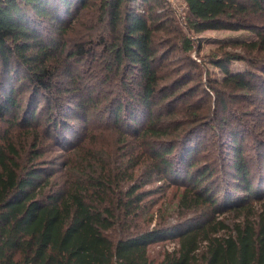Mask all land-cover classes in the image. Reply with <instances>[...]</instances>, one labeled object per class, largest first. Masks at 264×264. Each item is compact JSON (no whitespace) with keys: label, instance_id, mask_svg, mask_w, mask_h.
<instances>
[{"label":"trees","instance_id":"trees-1","mask_svg":"<svg viewBox=\"0 0 264 264\" xmlns=\"http://www.w3.org/2000/svg\"><path fill=\"white\" fill-rule=\"evenodd\" d=\"M182 1L180 28L166 0H0V264H264V142L242 144L264 113V0ZM207 29L255 35L211 59L259 63L260 90L194 72Z\"/></svg>","mask_w":264,"mask_h":264},{"label":"rangeland","instance_id":"rangeland-1","mask_svg":"<svg viewBox=\"0 0 264 264\" xmlns=\"http://www.w3.org/2000/svg\"><path fill=\"white\" fill-rule=\"evenodd\" d=\"M174 10V16L176 21L179 24V27L181 28L184 26L185 22V17H186V5L185 3L180 0L178 2H167ZM185 30V29H183ZM194 38H196L200 45L197 46V41L195 40V46H196V51L192 50L190 52L191 58H193L196 62L199 63V67L194 69V72H202V78L205 79V77H209L212 79H217L218 81H221L224 85L227 87L231 88L232 90L236 91H242V90H251L252 92L260 90V86L258 85V80L252 73L258 72L260 68V64L257 63L253 66L249 65L243 60H220L217 64H214L212 62V57L211 53L221 52V48H224V50H229V51H239L236 46H233V43L235 42H240V41H250L255 38V35L251 32L248 31H233V30H227V29H207L205 31H202L200 33H195L193 35ZM176 47L171 51L168 59L166 60L167 62H175L179 57H181L182 51L180 50V42L176 41ZM199 50H198V49ZM221 56V55H220ZM262 56V55H261ZM22 101V99H21ZM247 125L252 126V129L255 130V135L254 136H247L245 137L246 142L242 143L243 146L247 149L245 154L246 156H258L257 152H252V150L256 147L259 143L264 142V113L258 114L257 117H252L248 116L247 119ZM261 121V123H260ZM81 124H76L75 126L77 128H74L76 131H74V136L77 134H80L81 132ZM6 124L3 122H0V128H4ZM260 126V127H259ZM202 134V132L200 133ZM207 140L210 142H207V145H204L203 147H207L205 149V152L202 151V154H200L199 157L203 156H208L213 153L215 154L216 152V145H214L213 140L215 139L214 136L212 135H207L206 136ZM70 142H73L74 139L68 138L67 139ZM55 144V141L52 139L46 140L45 145H44V155L43 158L46 160L47 164H44L43 167L47 169H53L56 172H60L61 170V162L63 161V153L59 150H56L53 146ZM225 151H227V156L230 154L227 146L224 147ZM214 151V152H212ZM259 152V151H258ZM224 153V151H223ZM260 157V156H259ZM203 162H207L208 164L213 165H219V161H214V157L210 160H207L203 158ZM213 164V165H212ZM252 171L258 173V167H253ZM225 172V171H224ZM220 173H217V175ZM232 178L229 175V172L224 173V177H219V176H214L211 181V185L217 187L218 189V199L221 201L224 198L225 191L223 190V187L228 190H231L232 183L231 182ZM227 182V183H226ZM264 184V183H263ZM153 186L154 183H153ZM204 186V185H203ZM173 188L169 186L165 189V193L163 195V191L160 193H156L152 195L150 198L151 200L157 199V206L162 205L164 202L170 201L172 204L176 200V194L173 193ZM233 189V188H232ZM233 193L237 196H240L244 194L243 190L238 189L237 191H233ZM262 200L261 202H263ZM261 202H258L260 204ZM261 207V206H260ZM171 221H174L172 217H170ZM174 240H164L160 241L157 243H153L149 246V253L151 256H156L157 253L163 249H171L174 246Z\"/></svg>","mask_w":264,"mask_h":264},{"label":"built area","instance_id":"built-area-1","mask_svg":"<svg viewBox=\"0 0 264 264\" xmlns=\"http://www.w3.org/2000/svg\"><path fill=\"white\" fill-rule=\"evenodd\" d=\"M167 2H178V1H180V0H166Z\"/></svg>","mask_w":264,"mask_h":264}]
</instances>
